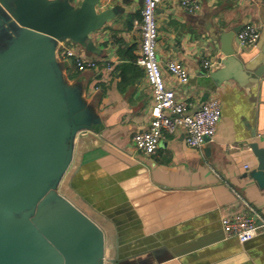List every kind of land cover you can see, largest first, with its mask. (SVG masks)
<instances>
[{
    "label": "crops",
    "instance_id": "0c3cea01",
    "mask_svg": "<svg viewBox=\"0 0 264 264\" xmlns=\"http://www.w3.org/2000/svg\"><path fill=\"white\" fill-rule=\"evenodd\" d=\"M82 1L69 2L77 8ZM197 1L199 11L189 13L181 0H161L156 20L158 59L177 97L192 102L194 109L209 97L220 101L215 137L201 149L188 147L180 128L164 134L151 155L134 147L132 136L148 126L152 104L151 88L135 62L142 0H97L96 14L105 19L88 34L92 49L71 39L58 45L65 79L81 88L94 117L76 135L58 191L102 229L105 264L108 259L264 264V230L241 243L222 227L225 217L246 204L264 217V188L250 176L257 165L250 144L264 147V91L232 77L219 63L208 73L202 65L223 56L221 33L244 22L261 29L264 5L259 0ZM64 46L96 60L97 67L77 71L73 60L62 56ZM169 59L186 66L187 83L170 78L164 66ZM210 76L215 83L206 88Z\"/></svg>",
    "mask_w": 264,
    "mask_h": 264
},
{
    "label": "water",
    "instance_id": "95a60500",
    "mask_svg": "<svg viewBox=\"0 0 264 264\" xmlns=\"http://www.w3.org/2000/svg\"><path fill=\"white\" fill-rule=\"evenodd\" d=\"M96 3L0 0V264L106 263L102 229L58 191L76 135L94 117L81 88L67 83L57 48L71 39L92 49L88 34L105 19ZM245 23L219 35L218 62L264 91V20L256 47L238 51L234 37ZM250 149L257 160L250 176L264 188V147Z\"/></svg>",
    "mask_w": 264,
    "mask_h": 264
},
{
    "label": "built area",
    "instance_id": "2783aa9c",
    "mask_svg": "<svg viewBox=\"0 0 264 264\" xmlns=\"http://www.w3.org/2000/svg\"><path fill=\"white\" fill-rule=\"evenodd\" d=\"M160 1L142 0L138 23L140 42L135 62L142 67L151 88L152 104L148 126L136 131L132 141L134 147L145 155L153 154L164 134H174L178 128L182 129L184 142L188 147L201 149L207 141L215 137L221 113V105L217 97H209L194 109L192 102L178 98L173 87L167 84L157 55L156 9ZM181 6L189 13L198 12L200 8L197 0H181ZM259 36V26L253 22H246L235 36L238 51L255 48ZM61 54L64 58L73 60L77 71L94 69L98 65L96 60L85 57L70 46H64ZM218 63L217 60L205 59L202 65L208 73ZM164 66L170 78L176 83L188 82L189 72L182 62L169 59L165 61ZM107 68L109 70V64ZM244 206V209L222 220L225 234L236 237L241 243L250 240L258 231L264 230V217L248 204Z\"/></svg>",
    "mask_w": 264,
    "mask_h": 264
}]
</instances>
